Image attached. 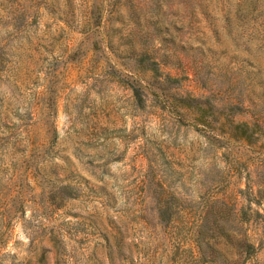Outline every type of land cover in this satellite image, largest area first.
Listing matches in <instances>:
<instances>
[{
    "label": "rangeland",
    "instance_id": "374dc122",
    "mask_svg": "<svg viewBox=\"0 0 264 264\" xmlns=\"http://www.w3.org/2000/svg\"><path fill=\"white\" fill-rule=\"evenodd\" d=\"M0 264H264V0H0Z\"/></svg>",
    "mask_w": 264,
    "mask_h": 264
},
{
    "label": "trees",
    "instance_id": "16d2710c",
    "mask_svg": "<svg viewBox=\"0 0 264 264\" xmlns=\"http://www.w3.org/2000/svg\"><path fill=\"white\" fill-rule=\"evenodd\" d=\"M133 90H134V93L136 94V92H135V89H134V88H133ZM137 95H138V94H137ZM137 95H136V96H137Z\"/></svg>",
    "mask_w": 264,
    "mask_h": 264
}]
</instances>
